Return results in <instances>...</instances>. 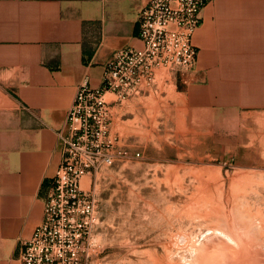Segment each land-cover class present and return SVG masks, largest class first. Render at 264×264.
<instances>
[{
    "label": "crops",
    "instance_id": "crops-1",
    "mask_svg": "<svg viewBox=\"0 0 264 264\" xmlns=\"http://www.w3.org/2000/svg\"><path fill=\"white\" fill-rule=\"evenodd\" d=\"M146 2L0 0V264H20L43 220L79 85L100 86L116 49L141 46ZM193 41L195 67L175 74L188 120L264 108V0H211Z\"/></svg>",
    "mask_w": 264,
    "mask_h": 264
},
{
    "label": "rangeland",
    "instance_id": "rangeland-1",
    "mask_svg": "<svg viewBox=\"0 0 264 264\" xmlns=\"http://www.w3.org/2000/svg\"><path fill=\"white\" fill-rule=\"evenodd\" d=\"M175 85L115 106L112 134L130 156L92 181L95 264H226L228 246L210 248L212 263L202 251L228 238L214 230L222 227L264 260V108L222 110L205 127L188 120Z\"/></svg>",
    "mask_w": 264,
    "mask_h": 264
},
{
    "label": "built area",
    "instance_id": "built-area-1",
    "mask_svg": "<svg viewBox=\"0 0 264 264\" xmlns=\"http://www.w3.org/2000/svg\"><path fill=\"white\" fill-rule=\"evenodd\" d=\"M210 1L147 0L138 16L141 46L116 49L100 86L88 78L79 85L61 135L63 160L48 183L43 220L22 242L20 264H95L92 240L100 216L92 181L117 158L130 156L112 134L115 106L149 96L195 67L193 38Z\"/></svg>",
    "mask_w": 264,
    "mask_h": 264
},
{
    "label": "bare ground",
    "instance_id": "bare-ground-1",
    "mask_svg": "<svg viewBox=\"0 0 264 264\" xmlns=\"http://www.w3.org/2000/svg\"><path fill=\"white\" fill-rule=\"evenodd\" d=\"M212 212V211H211ZM208 215V214H207ZM210 215V214H209ZM220 224V223H219ZM223 224V223H222ZM225 226V225H224ZM257 226V225H256ZM220 227V226H219ZM258 227V226H257ZM263 229V228H262ZM215 231H217V233H219V230L222 232V233H224L228 238H221V237H219V236H217V238H218V240H214V241H211V242H207V244H205V245H203V247H202V251L204 252L203 254H204V256H205V254L207 253V257H205L207 260V262L211 259V260H214V257L216 256L215 254V256L214 255H212V249L210 250V248H213V247H215V245L214 244H216V243H218V242H220V245L221 244H223V246L222 247H224V245L227 247L228 246V248H229V252H225V250H223V252L222 253H224V255H225V257L226 258H223V256L224 255H220V257H222L223 259H225L223 262H226V264H228L229 263V261H231V260H233V258H232V256L230 257V256H228L229 255V253H233L234 255H237V260H238V262H242L243 264H264V260H263V257H261V255L260 254H258L257 255V253L256 254H252V252L253 253H255L254 251H256V250H258V249H256V250H254V251H252V247L251 246H249L250 244H247V243H245V241L244 242H241L242 240H240L239 239V236L238 235H235V233H233L232 231H230L228 228H224V227H222V228H216V229H214ZM213 231V230H212ZM221 232H220V234H221ZM224 236V235H223ZM225 236V237H226ZM242 236H243V234H242ZM241 236V237H242ZM227 239H228V241L230 240V242H228L227 241ZM221 240V241H220ZM223 241V242H222ZM231 242H234V244L235 243H237L238 245H242L239 249H236V248H234V246L231 244ZM261 242V241H260ZM255 244V243H254ZM261 244V243H260ZM248 245V246H247ZM220 247V246H219ZM237 247V246H236ZM260 247H261V245H260ZM259 247V248H260ZM193 248V247H192ZM217 248V247H216ZM196 249V248H195ZM263 249V248H262ZM218 250V249H217ZM259 251H261V250H259ZM195 252V251H194ZM220 252H221V250H220ZM250 252V253H249ZM215 253H217V252H215ZM171 254H173V253H171ZM252 254V255H251ZM199 255H201V253H199ZM198 255V256H199ZM218 255V256H219ZM214 256V257H213ZM259 256V257H258ZM200 258L202 257V256H199ZM198 257V258H199ZM228 257V258H227ZM203 258V257H202ZM221 258V259H222ZM209 259V260H208ZM229 259V260H228ZM201 260H203L204 261V259H201ZM210 260V263H212V261ZM245 260L248 262H245ZM197 261H199V260H197ZM197 261L195 262V263H197ZM202 261V262H203ZM262 261V262H261ZM201 263V262H200ZM232 264V263H231Z\"/></svg>",
    "mask_w": 264,
    "mask_h": 264
}]
</instances>
